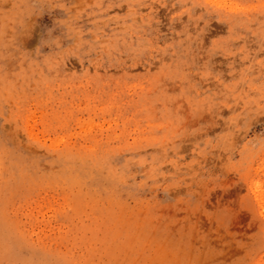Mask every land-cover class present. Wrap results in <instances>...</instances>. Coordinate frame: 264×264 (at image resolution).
<instances>
[{
	"label": "rangeland",
	"instance_id": "374dc122",
	"mask_svg": "<svg viewBox=\"0 0 264 264\" xmlns=\"http://www.w3.org/2000/svg\"><path fill=\"white\" fill-rule=\"evenodd\" d=\"M0 264H264V0H0Z\"/></svg>",
	"mask_w": 264,
	"mask_h": 264
}]
</instances>
